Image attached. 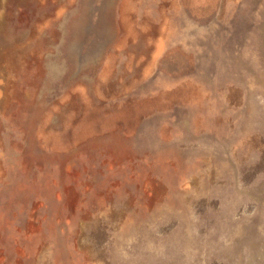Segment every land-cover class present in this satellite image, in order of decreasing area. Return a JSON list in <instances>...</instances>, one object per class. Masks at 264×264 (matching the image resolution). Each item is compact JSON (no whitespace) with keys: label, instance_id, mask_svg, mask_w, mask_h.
I'll return each instance as SVG.
<instances>
[{"label":"rangeland","instance_id":"1","mask_svg":"<svg viewBox=\"0 0 264 264\" xmlns=\"http://www.w3.org/2000/svg\"><path fill=\"white\" fill-rule=\"evenodd\" d=\"M0 264H264V0H0Z\"/></svg>","mask_w":264,"mask_h":264}]
</instances>
